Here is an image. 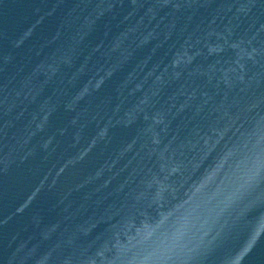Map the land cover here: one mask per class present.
<instances>
[{
  "label": "water",
  "instance_id": "obj_1",
  "mask_svg": "<svg viewBox=\"0 0 264 264\" xmlns=\"http://www.w3.org/2000/svg\"><path fill=\"white\" fill-rule=\"evenodd\" d=\"M0 264H264V0H0Z\"/></svg>",
  "mask_w": 264,
  "mask_h": 264
}]
</instances>
